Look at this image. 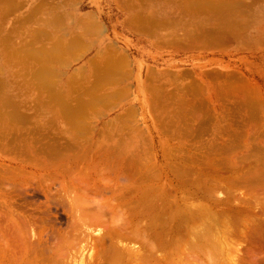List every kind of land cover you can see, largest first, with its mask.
<instances>
[{"label":"rangeland","instance_id":"374dc122","mask_svg":"<svg viewBox=\"0 0 264 264\" xmlns=\"http://www.w3.org/2000/svg\"><path fill=\"white\" fill-rule=\"evenodd\" d=\"M2 1L0 2V78H2L0 88L4 86L5 89L4 91L1 90L3 87L0 89V95H3L0 99L5 101L4 103L7 102L6 100L10 102L3 105L0 100V109H2L0 127H19L22 134L18 129L17 133L14 132V135H11L12 139L6 138L5 135L3 139L1 134L5 131L0 129L2 148H7V142L10 147L14 145L20 147L15 146L19 153L16 150L12 153L13 155L9 153V149L0 152V167L10 166L13 170L19 169L24 171L25 176L20 174L21 172H16V177L12 178V182L22 191L10 183H7L9 186L5 183L0 185V210L16 209L25 215L21 216L23 220L15 213L5 217L4 226L1 224L3 223L1 218L0 228L9 227L15 230L18 227L23 234L26 231L24 229L28 230L27 238H25L27 241L24 239L27 247L31 244L27 248L30 250L27 261H33L34 257L40 261L44 258V264H46V256L52 253L51 248L55 249L61 242L59 235L62 237L63 231L69 230L75 214L72 208L74 203L70 202L71 198L72 202L75 199L73 196L75 189L70 188L69 180L70 182H75L77 178V182L83 180L86 176L85 172L91 171V165L94 167L99 163L98 169L101 168V171L94 167L95 173L99 172L98 175L92 171L89 175L87 172L90 177L88 178L90 185L89 181L87 185L93 191L92 194L90 191V197L99 201L110 200L115 204L114 206L112 203L115 211L119 208L120 211L106 213L105 218L108 220L104 219L105 226L104 224L92 226L93 228L90 229L96 234L90 233L84 239L81 237L82 241L78 239L79 241L75 243L74 240L71 241L74 243L69 248L71 253L65 252L69 253L68 257L71 255L75 258L74 262L71 256V258L67 257L70 263L72 261L71 264L77 262V264L80 262L97 264L98 260H102L105 256L101 254V250L104 251L107 248L108 254H115L120 252L122 246L121 251L124 255L133 257L140 254L144 257L143 254L152 253L151 255L157 263L160 262L159 264H211L210 262L235 264L236 260L239 261L238 258L244 257L246 252L252 253L250 256L255 258L253 261L255 263L264 261V245H262L264 244V0H226V2L225 0H198L202 2L203 8L197 0H187L191 2V5L188 3L191 10L186 8V0ZM204 3L207 5L205 8ZM224 3L226 6L223 5ZM13 5L17 9L13 8ZM196 9L198 10L193 11ZM133 14H137L136 21L132 19ZM87 16H91V19L87 20ZM140 16L143 19L142 22L145 21L144 19L151 21L155 18V23L162 22V26L158 24L143 28L144 24L138 22ZM89 21L97 23L94 24L96 27ZM90 24L92 26L88 27ZM93 26L101 30L97 28L90 31ZM138 26L141 28L137 29ZM55 46H59L56 56L61 60L59 58V62L53 61L49 64L47 52L49 53ZM108 51H111L113 55H110ZM35 52L39 54L41 52L40 60ZM112 56L117 62L118 59L125 58L123 61L127 64L125 63L124 68L122 66L120 72L123 71V73L119 77L114 74L113 79H104L106 76L101 77L104 75L102 67L107 69L115 63V60L111 59ZM43 58L46 63L41 60ZM92 60L95 61L92 62ZM122 63L120 61L118 65H123ZM40 65L44 66V69H41ZM46 65L50 66V70L54 72L51 79L53 78V84H56L53 85L55 89L52 88L51 79L46 73L44 76L48 79L41 77ZM38 68L42 71L41 73ZM117 68L120 70L121 67ZM36 71L40 74L39 78L33 76ZM38 79L45 84L49 80L45 88L40 86V83H36ZM93 97L96 101L92 104ZM58 100L62 101L63 103H60L64 104V107L66 105L67 109L71 106L75 108V112L80 110L79 114H75L73 109H70L74 113L73 118V113L68 114L67 111L70 110L62 108ZM78 104L82 106L76 111ZM12 105L18 106L16 108L24 117L23 119L15 122L10 120V118L15 120L10 113L14 111ZM84 105L86 106L83 107ZM4 110L7 112L5 113ZM65 111L70 118L63 113ZM7 114L10 117H7ZM75 116H78L80 120L74 121L77 120ZM69 127H73V130L78 127L76 132L81 131L76 135L75 130ZM82 127L83 129L89 127L92 131L95 129L93 132L98 133L99 130L104 132L108 130L111 134V137H108L110 140L102 135L99 136L100 138H97V135L90 140L91 131L90 134L87 132L89 138L86 137L91 142V146L88 140L85 145L86 141L83 139L86 134H81L83 139L80 137ZM64 129L66 133L62 131ZM33 131L38 133L35 135ZM56 132H58L56 135L60 132V137L65 139L70 138V135L80 137L76 142L79 144H76L77 147L85 145L92 148L94 144L96 145L93 149L97 152L93 151V153L97 157L90 156L85 162V166L89 167H83L86 171L75 172L78 170L72 166L70 167L73 169L72 172L71 169H67L69 173L65 170L64 162L60 161V158H57L60 159L57 162L54 160L53 164L50 157L46 159L42 158L41 153L37 154L40 144L35 143V146L33 140L36 138L39 141L40 134L49 136ZM62 132L65 134H61ZM54 134L49 137L50 140H53ZM49 138L41 142L45 148L41 147L43 151L41 149L40 152L44 153L48 145L46 151L49 152L51 144L54 145L53 142L48 141ZM23 140L25 144L27 141L29 143L25 145L27 149L22 148ZM99 142L108 144L104 143L103 146L104 148L108 146V149L110 147L111 155L105 152L109 157H104V153L99 152L104 149L99 148L102 146ZM46 143L49 144L46 145ZM26 151L29 155H26L28 154ZM98 152L100 155L97 154ZM66 153L71 152L67 150ZM22 155L31 157L28 159L33 162L32 165ZM46 155L49 156L48 153ZM129 158H131L130 161H128ZM38 161L43 164L44 170L40 169L41 164L39 166ZM90 162L91 164L88 165ZM128 162L131 164H127ZM122 165H125L127 171ZM63 167L64 171L70 175L63 171ZM2 169L6 171V168ZM25 172H29L28 176ZM42 177L46 179L42 180ZM61 182L64 183L65 188H62ZM10 186L15 188L10 189ZM78 190H75L76 194L77 191L81 192L79 188ZM124 195L126 199L123 198ZM143 204L146 205L144 209ZM140 210H142L141 214H139ZM16 218L20 220L16 221ZM110 219L112 221L116 219V221L112 223ZM22 221L25 226L21 227L19 225H22ZM121 223L127 229H121L119 239L110 238L105 245L97 241L101 235L104 234L103 237H105V234L116 225V231L117 228L123 227L118 225ZM9 224H14L16 227ZM108 224L110 225L107 226ZM135 227L145 233L142 236L145 243L147 240H151L155 245L157 243L156 247L159 250L154 249L156 256L152 251L151 242L150 244L148 241L150 244L147 245L150 246L148 249L143 240L133 235V231L137 230L134 229ZM208 227L211 229L208 230L209 232L206 230ZM122 232L126 235L122 236ZM202 233L206 236H201ZM146 234L151 238L147 239ZM128 235L131 237L129 238ZM123 237L125 238L122 239ZM208 240H211L210 244ZM212 241L217 242L214 244ZM113 244L115 247L119 245L114 252L111 250ZM205 244L209 246L214 244L213 247L217 245L218 247L208 248ZM219 247H221L220 250ZM66 249L65 251H69ZM160 251L163 252L159 254ZM211 252L212 254L215 252V261L212 260L214 255ZM97 253L99 257L102 255V258H99ZM89 255H93L94 258ZM207 255L209 257L212 255L211 259ZM56 256L53 255L54 259ZM62 257L59 256L61 261L67 259ZM59 258H56L57 264ZM208 258L212 261L207 260ZM232 258L235 260L233 261ZM2 259L3 257L0 256V264H4L5 257L3 262ZM52 259L47 264H55L56 260ZM68 259L64 261L65 264L69 263ZM153 262L141 264H153Z\"/></svg>","mask_w":264,"mask_h":264},{"label":"bare ground","instance_id":"6f19581e","mask_svg":"<svg viewBox=\"0 0 264 264\" xmlns=\"http://www.w3.org/2000/svg\"><path fill=\"white\" fill-rule=\"evenodd\" d=\"M2 0H0V2H1ZM8 1V0H7ZM7 1H2V2H7ZM12 1V0H11ZM18 1V0H17ZM198 1V0H197ZM202 1V0H201ZM23 2V1H22ZM21 2V3H22ZM185 2H187L186 3V8L187 9H189V4L191 5V2L190 1H185ZM193 2V1H192ZM211 2V1H210ZM210 2H208V4H210ZM216 2V1H215ZM214 2V3H215ZM220 2V1H219ZM223 2V1H222ZM225 2H226V0H225ZM10 3V2H9ZM189 3V4H188ZM195 3V5L198 3H200L199 1L196 3V2H194ZM193 3V4H194ZM202 3V2H201ZM200 3V5L202 6V8H203V4H201ZM205 3H207L206 1H205ZM204 3V8H205V4ZM218 3V2H217ZM216 3V4H217ZM229 3V2H228ZM192 4V5H193ZM197 4V5H198ZM221 4V3H220ZM2 5V4H1ZM211 5H213V3H211ZM218 5V4H217ZM224 6H226L225 5V3L223 4ZM229 5V4H228ZM3 6V5H2ZM5 6V5H4ZM9 6H11L10 4H9ZM14 6V5H13ZM194 6V5H193ZM193 6H191V8L193 7ZM201 6H197V7H199V8H201ZM207 6V5H206ZM136 7V6H135ZM210 7V6H209ZM212 7V6H211ZM230 7V6H229ZM13 8H16L17 9V7L16 6H14ZM213 8H214V6H213ZM218 8H220L221 9V7H219L218 6ZM226 8V7H225ZM193 9V8H192ZM194 9H195V7H194ZM216 9H217V7H216ZM3 10H4V8H3ZM7 10H8V8H7ZM6 10V11H7ZM189 10H191V9H189ZM198 9H196V10H193V11H197ZM201 10V9H200ZM199 10V11H200ZM205 10V9H204ZM209 10H213V9H209ZM226 10V9H225ZM225 10H224V12H225ZM231 10H233V9H231ZM11 11V10H10ZM227 11H228V9H227ZM5 12V11H4ZM192 12V11H191ZM203 12V11H202ZM206 12V11H205ZM210 12V11H209ZM54 14V13H53ZM52 14V15H53ZM139 15H140V13H139ZM138 15V16H139ZM216 15V14H215ZM54 16V15H53ZM52 16V17H53ZM87 18V20H89V19H91V16H87L86 17ZM85 18V19H86ZM92 18H94L93 16H92ZM137 18V14H133L132 15V19L133 20H135ZM139 18V17H138ZM143 18V17H142ZM151 18V17H150ZM218 18V17H217ZM1 19V18H0ZM56 19H58V18H56ZM55 20V19H54ZM60 20V19H59ZM58 20V21H59ZM73 20V19H72ZM140 21H138V19H137V21L138 22H142V20L143 19H141V16H140V19H139ZM145 21L144 22H142L141 24H144V26H143V28H147V26L149 27V25H153V26H157L158 24H161V26H162V22L161 23H158L157 22V24L155 23V18H154V20H148V21H146V19H144ZM231 20V19H230ZM79 21H82L81 19H79ZM85 21V20H84ZM136 21V20H135ZM48 22V21H47ZM83 22V21H82ZM85 22H87V21H85ZM92 22V23H91ZM89 21V23H91L92 25H94L95 24V22H93V21ZM51 23V22H50ZM49 23V24H50ZM79 23H81V22H79ZM83 24V23H82ZM88 25V27H91L92 25ZM97 24V23H96ZM95 24V25H96ZM141 24H140V26H141ZM145 24H146V26H145ZM154 24H156V25H154ZM53 25V24H52ZM62 25V24H61ZM94 25V26H95ZM139 25V24H138ZM229 25V24H228ZM94 26H93V28H90L91 30L90 31H93V29H97V28H94ZM152 26V28H154ZM50 27V26H49ZM53 27H55V26H53ZM87 27V28H88ZM96 27V26H95ZM159 27V26H158ZM57 28V26L55 27V29ZM141 27H139L138 26V28L137 29H140ZM49 30V29H48ZM58 30H59V28H58ZM88 30V29H87ZM98 30L100 31L101 29H99L98 28ZM145 30V29H144ZM149 30V29H148ZM89 31V32H90ZM97 32V31H96ZM85 33V32H84ZM75 37V36H74ZM223 37L225 38V36L223 35ZM72 40V42H73V40H74V38L73 39H71ZM70 40V41H71ZM220 40H223V39H220ZM69 41V42H70ZM78 42V41H77ZM61 43V42H60ZM59 43V44H60ZM62 43H64V41L62 42ZM76 43V42H75ZM53 44H54V42H53ZM55 44H57L56 43V41H55ZM67 44V43H66ZM71 44H73V43H71ZM77 44V43H76ZM68 45V44H67ZM74 45V44H73ZM63 46V45H62ZM69 46H72V45H69ZM76 46V45H75ZM79 46H80V44H79ZM60 47H61V45H60ZM65 47V46H64ZM67 47V46H66ZM68 48V47H67ZM71 48H73V47H71ZM111 48H112V46H111ZM53 49V48H52ZM51 49V51H49V53L47 52V62L49 63V62H51V63H53V61L54 62H59V58L60 57H57L56 56V52H57V50L59 49V46L57 47V46H55V51H54V49L52 50ZM70 49V48H69ZM68 49V50H69ZM105 49V48H104ZM48 51V50H47ZM51 52V53H50ZM71 52H73V51H71ZM36 53V56H37V54H38V58H39V60H40V58L42 57H40L39 55H42L41 54V52H40V54L39 53H37V52H35ZM42 53H45V51H42ZM108 53H110V55H113V54H111V51L109 52L108 51ZM108 53H106V55H108ZM114 53V52H113ZM71 54V53H70ZM116 54V53H115ZM46 55V54H45ZM45 55H43V57L45 56ZM118 55V54H117ZM56 57H57V60H56ZM62 57V56H61ZM101 57V56H100ZM99 57V58H100ZM44 58H46V57H44ZM44 58L43 59H41V60H43V62L45 61L44 60ZM114 58H116L115 57V55H114ZM113 58V56L111 57V59L113 60L114 59ZM123 58V57H122ZM125 59V58H124ZM123 59V60H124ZM60 60H61V58H60ZM98 60V59H97ZM115 60V59H114ZM123 60H119L118 59V62H117V60H115V63L114 64H111L110 66L111 67H109V68H107L106 69V67H102V69L104 70V72H103V70L101 71V72H103L104 73V75H102L101 77H104V76H106V77H104V79L105 78H112L113 79V77H114V74L117 76V77H119L120 76V74L121 73H123V71L122 72H120L121 70H122V66H123V68L125 67L124 65H125V63L127 64V62H124ZM95 61V60H94ZM93 60H92V62H94ZM120 61H121V63H122V61H123V65H118L119 63H120ZM126 61V60H125ZM99 62V61H98ZM104 62V61H103ZM102 62V63H103ZM116 62H117V64H116ZM44 63H46V62H44ZM44 63H43V65H44ZM41 64V63H40ZM50 64V63H49ZM115 64L116 65H118L119 67H121L120 68V70H119V68H117L116 66H115ZM48 65V64H47ZM46 65V68H45V70L42 72L41 70H39L42 66L40 65V68H38V70H39V73H41L42 72V74L43 75H41V77H43L44 75H45V73H46V75L47 76H49L50 78L49 79H51V77L53 76L52 74L54 73V72H52V69L50 70V66H47ZM94 65V64H93ZM103 65V64H102ZM112 65L114 66V67H112ZM44 67V66H43ZM41 68V69H44V68ZM51 67H52V65H51ZM118 69V70H116V68ZM93 68V67H92ZM99 69V68H98ZM41 71V72H40ZM46 71V72H45ZM96 71H98V70H96ZM117 71V72H116ZM39 73H37V71H36V73H34L33 74V76L34 77H37V78H39L40 76V74ZM98 73V72H97ZM125 73V72H124ZM0 74H1V70H0ZM36 74H38V75H36ZM100 74V73H99ZM52 75V76H51ZM98 75V74H97ZM99 76V75H98ZM93 77H94V75H93ZM116 77V78H117ZM48 79L47 77H43V79ZM97 78V77H96ZM121 78V77H120ZM150 78H151V76H150ZM0 79H2V78H0ZM36 79V78H35ZM41 79V78H40ZM40 79H38L37 80V82L36 83H40V86H44L43 88H45L46 86V84L48 83V81L46 82V84H45V82L44 83H41L40 82ZM43 79H42V82H43ZM103 79V80H104ZM118 79V78H117ZM117 79H115V80H117ZM124 79V78H123ZM119 80V79H118ZM121 81H123L122 79H120ZM3 81V80H2ZM1 81V82H2ZM39 81V82H38ZM52 81V82H51ZM106 81V80H105ZM114 82V81H113ZM118 82H120V81H118ZM50 83L52 84V88L53 89H55V87H53V85H56V84H53V78L50 80ZM95 83V82H94ZM2 84V83H1ZM42 84V85H41ZM44 84V85H43ZM96 84H97V82H96ZM105 84V83H104ZM3 85V84H2ZM102 85V84H101ZM48 86V85H47ZM51 86V85H50ZM95 86V85H94ZM3 87V88H2ZM2 88V89H1ZM1 90H3L4 91V89H5V87L4 86H1ZM52 88H51V90H52ZM94 88V87H93ZM50 89V88H49ZM149 89V88H148ZM191 89V88H190ZM88 90V89H87ZM98 90H99V88H98ZM199 90V89H198ZM94 92V91H93ZM196 92V91H195ZM4 93H6V92H4ZM3 93V94H4ZM92 93V92H91ZM90 93V94H91ZM54 94V93H53ZM7 95V94H6ZM5 95V96H6ZM86 95H88V94H86ZM2 96V97H1ZM90 96V95H89ZM0 97L1 98H3V95L1 94L0 95ZM9 98H11V97H9ZM57 99H59L58 97H56ZM96 99V98H95ZM99 98L97 97V100H98ZM105 99V98H104ZM1 100V99H0ZM52 100V99H51ZM88 100V99H87ZM89 100H90V98H89ZM101 100V99H100ZM2 101V100H1ZM7 102H10V101H8V100H6ZM52 101H54L55 102V100H52ZM57 101V100H56ZM91 101V100H90ZM93 102H92V104L93 103H95V101H94V97H93V100H92ZM102 101V100H101ZM3 102V101H2ZM5 102V101H4ZM3 102V105L4 104H7V102L6 103H4ZM11 102H12V100H11ZM58 102H59V100H58ZM60 102H62V101H60ZM59 102V104H61V106H62V108H64L65 110L67 109V108H65L66 107V105H65V107L62 105V103H60ZM16 103V102H15ZM12 104H14V103H12ZM57 104V103H56ZM58 104V105H59ZM82 104V103H81ZM84 104V103H83ZM86 104V103H85ZM79 105V104H78ZM88 105V104H87ZM13 106V113L12 112H10L12 115H13V119H15V120H12V118H10V120L11 121H19V120H21V119H23L24 117H22V115H21V113L19 112L18 113V109L16 108V106L17 105H12ZM60 106V107H61ZM68 106V105H67ZM82 106V105H81ZM81 106L79 105L78 107H76L77 109H76V111L77 110H79V109H81ZM86 105H84L83 107H85ZM91 106V105H90ZM4 107V109H5V106H3ZM18 107V106H17ZM75 107V106H74ZM82 107V108H83ZM191 107V106H190ZM1 108V107H0ZM68 109L70 110H72L73 108H71V106H70V108L68 107ZM67 109V110H68ZM63 110V109H62ZM67 111V113L69 114H71V113H78L79 111H77V112H75V108L72 110V111ZM0 111H2V109H0ZM5 111V113L7 112L6 110H4ZM64 111V110H63ZM64 114L66 113V111L65 112H63ZM66 113V114H67ZM74 113H73V118H74ZM1 114V113H0ZM4 114V113H3ZM65 114V115H66ZM67 114V115H68ZM79 114V113H78ZM66 115V116H67ZM80 115H81V113H80ZM7 117H10L9 116V114H7ZM68 117L70 118V116L68 115ZM78 116H75V118L77 119V120H74V121H78V120H80L79 118H77ZM73 120V119H72ZM78 123V122H77ZM23 128V127H22ZM69 128H72V130H73V127H69ZM68 128V129H69ZM76 129L78 128V127H75ZM80 128V127H79ZM108 128V127H107ZM0 129L1 130H4L5 132V134L3 133V134H1L2 135V138L4 139L5 137H3V135H5L6 136V138H10L11 137V139H12V137L13 136H11V135H14L13 133L14 132H16L18 129H20L19 131H20V133H21V128H19V127H0ZM36 129V128H35ZM34 129V130H35ZM67 129V128H66ZM76 129H74L75 130V132H76ZM81 129V128H80ZM80 129H78V130H80ZM82 129H83V127H82ZM84 129H85V131L86 130H88V131H84ZM84 129H83V133L81 132L80 133V135L81 134H86V136H84V139H83V136L81 135L80 137L83 139V141L85 140H88V142H89V144H90V146H91V142L89 141V139H86V137H87V132H89L88 134H90L91 133V131L92 130H89L90 128L89 127H87V128H85L84 127ZM40 130H43V129H40ZM70 130V129H69ZM68 130V131H69ZM71 130V131H72ZM73 130V131H74ZM77 130V131H78ZM36 131V130H35ZM62 131H64L65 132V129L64 130H62ZM71 131H69V132H71ZM81 131V130H80ZM80 131H78V132H76V135H78L79 134V132ZM93 131H95V129H93ZM92 131V133L90 134V136L89 137H91L90 138V140H92V139H94L97 135H98V137L97 138H100L99 136H103V137H111V134H109V131L107 130L106 132H104V130L102 131V130H99L100 132L98 133V132H93ZM69 132H67V134H69ZM75 132H74V134H75ZM113 132V131H112ZM111 132V133H112ZM119 132V131H118ZM17 133V132H16ZM29 133H31V131H29ZM28 133V134H29ZM33 133H34V131H33ZM35 133H38V132H35ZM34 133V134H35ZM43 133V132H42ZM58 132H56L55 134L54 133H52V134H54L53 135V140H50V138L49 137H51L52 136V134L51 135H47V134H40V138H39V141H37L38 139H34L33 141H34V145L36 146V144L38 145V144H40V148L37 150V154H42V158H48V157H50L49 159H51L52 160V162L54 161V162H57V161H59L60 159V161H63L64 162V167H65V170H70L71 172H72V168H70V167H75L76 168V170H78V171H75V169H74V171L75 172H80V170H83V171H86L85 169H83V167H86V168H89V167H87V166H85V162H87V160H89V158H90V156H94V158H95V156L97 157V155H95V153L97 152V151H95L93 148H96V145L94 144V146L91 148L90 146H85L88 142L86 141V143H85V145H83V146H79V147H77L79 144L78 143H76L77 142V139L78 138H80V137H76V135H73V137H71V135H70V138L68 137L67 139H65V137L63 136L64 134H63V132L61 133V134H63V135H61V136H63L64 138H62V137H60V132H59V134L58 135H56ZM22 134V133H21ZM24 134V133H23ZM50 134V133H49ZM84 134V135H85ZM36 135V134H35ZM27 136V135H26ZM66 136H68V135H66ZM89 137H87V138H89ZM109 137V138H110ZM118 137V136H117ZM2 138H0V139H2ZM47 138H49L48 139V141H51V142H53V144L54 145H52L51 144V148H49L50 150H48L49 152H47L46 150H47V148L49 147V143H46V145H48L47 146V148L45 149V151H44V153H42V152H40V150L44 147L45 148V146L44 145H42L41 144V142H44L45 140ZM108 138V140H110ZM44 139V140H43ZM81 139V140H82ZM113 139V138H112ZM15 139H13V141H14ZM21 140V139H20ZM20 140L19 141H17L18 143L20 142ZM26 141V140H25ZM35 141H37V142H35ZM78 141H79V139H78ZM103 141V140H102ZM22 142V141H21ZM40 142V143H39ZM95 142H97V141H95ZM108 142V141H107ZM10 143V142H9ZM17 143V144H18ZM27 143H28V141H27ZM27 143L25 144L24 143V140H23V142H22V144H24V146H22V148H24V147H26L25 145H27ZM36 143V144H35ZM99 143H102V146H100L99 148H104V146H103V144L105 143V142H99ZM109 143V142H108ZM13 144H15V142L13 143ZM33 144H31V145H33ZM76 144H78V145H76ZM96 144H98V143H96ZM105 144H107V143H105ZM113 144V143H112ZM124 144V143H123ZM123 144H121V145H123ZM8 145V146H7ZM28 145H29V143H28ZM108 145V144H107ZM4 146V145H3ZM15 146L16 145H14L13 147H10V144H8V142L6 143V147L7 148H2V145H0V152H3L5 149H9L10 151H9V153L10 154H12L13 152H15L16 150H17V152L19 153V151H18V148H15ZM35 146H34V148H35ZM109 146H110V144H109ZM9 147V148H8ZM16 147H19V146H16ZM42 147V148H41ZM98 147V146H97ZM108 146H105V148H107ZM13 148V149H12ZM20 148V147H19ZM105 148L104 149H102L101 151H99V152H103L104 153V157H109L108 156V154H110L111 155V150H109L110 149V147H109V149L107 148V150H105ZM115 148H116V146H115ZM125 148V147H124ZM129 148V147H128ZM25 149V148H24ZM24 149H22V151H24L25 152V150ZM26 149H27V147H26ZM98 149V148H97ZM20 150V149H19ZM30 150V149H29ZM70 151L71 153H66V151ZM113 150V149H112ZM118 150V149H117ZM122 150V149H121ZM127 150V149H126ZM21 151V152H22ZM42 151H43V149H42ZM51 151V152H50ZM93 151H95V153H93ZM8 152V151H7ZM27 152V151H26ZM39 152V153H38ZM97 153V154H99L100 155V153ZM108 153V154H106V153ZM28 153V152H27ZM31 153L33 154V151H31ZM46 153H48V155L49 156H47L46 155ZM54 157V158H56V159H54L50 154ZM117 153V152H116ZM122 153H126L125 151H122ZM7 155H8V153H6ZM35 154H36V152H35ZM120 155H121V153H119ZM4 155V154H3ZM13 155V154H12ZM26 155H29V153L28 154H26ZM26 155H22V156H25L26 158V161L28 162V157L26 156ZM102 155V154H101ZM115 155V154H114ZM119 155V156H120ZM11 156V155H10ZM41 156V155H40ZM123 156V155H122ZM103 157V158H104ZM111 157V156H110ZM113 157V156H112ZM115 157H116V155H115ZM133 157V156H132ZM19 158V157H18ZM22 158V157H21ZM29 158H31V157H29ZM46 158V159H47ZM57 158H60V159H57ZM92 158V157H91ZM99 158V157H98ZM117 158V157H116ZM122 158V157H121ZM139 158V157H138ZM33 159V158H32ZM101 159V158H100ZM103 160V159H102ZM105 160H106V158H105ZM112 160V159H111ZM118 160H119V158H118ZM124 160V159H123ZM128 160V159H127ZM131 160V158H129V160L128 161H130ZM135 160V159H134ZM7 161V160H6ZM5 161V162H6ZM31 160H29V162L28 163H30L31 165H32V163L33 162H30ZM49 161V160H48ZM99 161V160H98ZM117 161V160H116ZM138 162H139V159L137 160ZM136 161V162H137ZM25 162V161H24ZM26 162V163H27ZM38 162H40V161H38ZM51 162V163H52ZM54 162H53V164H54ZM103 162V161H102ZM108 162V161H107ZM126 162V161H125ZM124 162V163H125ZM136 162L134 163V164H136ZM137 162V163H138ZM8 163V162H7ZM25 163V164H26ZM48 163H50V162H48ZM81 163V164H80ZM99 163V162H98ZM109 163V162H108ZM40 164H41V167H40V169H42V170H44V168L42 167V163L40 162L39 163V166H40ZM57 163H55V165H56ZM91 164V162L88 164V165H90ZM100 164V163H99ZM99 164H96L94 167L96 168L97 167V169L96 170H100V169H98V166H99ZM102 164H104V163H102ZM127 164H129V162L127 163ZM130 164H131V162H130ZM129 164V165H130ZM133 164V165H134ZM104 165H107L106 163L104 164ZM103 165V166H104ZM110 165V164H109ZM109 165L107 166V169H108V167H109ZM128 165V166H129ZM132 165V166H133ZM62 164H61V169H62ZM92 166V168H90L91 169V171H92V173L94 172V174L95 175H98L99 174V172L97 171V173L98 174H96L95 173V168L93 167V165H91ZM123 166V165H122ZM125 166V165H124ZM123 166V169L124 170H126L125 168L126 167H124ZM127 166V165H126ZM64 167H63V171H64ZM105 167V166H104ZM104 167H102V168H104ZM115 167H117V166H115ZM2 168H6V171L4 170V169H2ZM106 168V167H105ZM112 168V167H111ZM121 168V167H120ZM9 169H11V170H13V168L12 167H10V166H6V167H4V166H1L0 167V185L1 184H3V183H5V184H7V183H10V184H12V185H15V183H13L12 181H13V179L12 178H14V176L16 177V175L17 174H15L16 172H21L20 174H23L24 175V171H20L19 169H15V170H13V171H15V172H13V171H11V170H9ZM58 169H60V168H58ZM106 169V170H107ZM129 169V168H128ZM45 170H46V168H45ZM67 170V171H68ZM102 170V169H101ZM100 170V171H101ZM67 171L65 172V173H67ZM70 171H68L69 173H70ZM82 171V172H83ZM90 171V172H91ZM127 171V170H126ZM130 171V170H129ZM137 171V170H136ZM74 172V173H75ZM87 172L88 171H86L85 172V178L83 179V180H79L78 182H77V177H75V179H76V181L74 182H70L71 180H69V183H70V188L73 190V188L76 190H78V188L81 190V192H78L77 191V194H76V192H75V190H73L74 191V193L73 194H75V195H73L74 196V200H73V202H72V198H71V203H74V205H72L73 207L72 208H74V210L73 211H75V214H74V216L72 217V221H71V225L69 226L70 228H69V230H67L66 231V229L63 231L64 232V234L62 235V237L59 235V237H60V240H61V242H59V244H58V246H56V248L54 249L53 248V250H52V248H51V251H52V253H53V255L54 256H56V255H58V257L56 256L55 257V259H54V257H53V255H52V253H49L48 254V256H46L47 258H45L46 259V264L47 263H49V261L52 259L51 257H53V261L54 260H56V258H59V256H60V258L63 256L64 258L66 257H68V255L67 254H69V253H65V252H70V247H72V243L74 242L75 243V241H77L78 239L79 240H81L82 238L84 239L86 236H89V234L91 233V234H96L95 232H93L92 231V229H90V228H93L92 226H96V225H102V224H104L106 221H104V219H107V218H105V216H106V213H110V214H112V213H115V212H117V210L118 211H120L119 209H117L116 211H115V208L112 206V201H108L107 199H105V200H107V201H103V200H101V201H99V200H96L95 198L93 199V197H90V191H91V194L93 193V191H92V189H91V187L89 186L90 185V181H89V179L88 178H90V177H88L91 173L90 172H88V174L89 175H87ZM18 173V174H19ZM26 174H27V176H28V174H29V172H25ZM69 173H67V174H69ZM51 175V174H50ZM64 175V174H63ZM70 175V174H69ZM68 175V176H69ZM74 175V174H73ZM72 175V176H73ZM11 176V177H10ZM25 176V175H24ZM30 176V175H29ZM67 176V177H68ZM76 176V175H75ZM80 176V175H79ZM91 176H93V175H91ZM17 177H19V175L17 176ZM81 177V176H80ZM70 178H72V177H70ZM69 178V179H70ZM99 178V177H98ZM43 179H46V178H43L42 177V180ZM49 179V178H48ZM59 179V178H58ZM73 179V178H72ZM80 179V178H79ZM88 179V180H87ZM35 180H36V178H35ZM87 180V181H86ZM89 181V185H87L88 182ZM33 182V181H32ZM36 182V181H35ZM51 182V181H50ZM66 182V181H65ZM98 182V181H97ZM20 183V182H19ZM48 183V182H47ZM52 183V182H51ZM62 183V182H61ZM79 183H81V186H79ZM94 183V182H93ZM30 184H32V183H30ZM64 183H62V188H65V185H63ZM118 184V183H117ZM140 184V183H139ZM8 186H9V184H7ZM17 185V184H16ZM15 185V187H18L17 189H19L20 191H22V189H20L19 188V186H16ZM28 185V184H27ZM33 185V184H32ZM44 185V184H43ZM58 185L60 186V184L58 183ZM94 185V184H93ZM38 186V185H37ZM79 186V187H78ZM90 187L89 189H88V187ZM108 186V185H107ZM140 186V185H139ZM15 187H13V186H10V189H13V188H15ZM85 187H87V188H85ZM137 187V186H136ZM43 188V187H42ZM17 189H15V191H18ZM46 189V188H45ZM26 190V189H25ZM44 190V189H43ZM111 190V189H110ZM119 190V189H118ZM128 190V189H127ZM6 191V190H5ZM95 191V190H94ZM105 191V190H104ZM115 191V190H114ZM113 191V192H114ZM19 192V191H18ZM18 192L16 193V194H18ZM35 192V191H34ZM96 192V191H95ZM124 192H126V191H124ZM35 193H37V192H35ZM41 193V192H40ZM39 193V194H40ZM101 193V192H100ZM117 193V192H116ZM127 193H129V191L127 192ZM141 193V192H140ZM12 194V193H11ZM49 194V193H48ZM123 194V193H122ZM126 194V193H125ZM5 195V194H4ZM20 195V194H19ZM21 195H23V193L21 194ZM128 195V194H127ZM141 195V194H140ZM25 196V195H24ZM123 196V195H122ZM17 197V196H16ZM72 197V196H71ZM119 197V196H118ZM139 197V196H138ZM142 197V196H141ZM22 198V197H21ZM123 198H125V195H124V197ZM123 198L121 199V200H123ZM127 198V197H126ZM125 198V199H126ZM143 198V197H142ZM3 199V198H2ZM29 199V198H28ZM56 199V198H55ZM124 199V200H125ZM140 199V198H139ZM1 200V199H0ZM54 200V199H53ZM68 200V199H67ZM3 202H5L4 200H2ZM22 201V200H21ZM140 201V200H139ZM142 201V200H141ZM143 201H144V199H143ZM146 201V200H145ZM116 202H117V200H116ZM68 203H69V201H68ZM111 203V204H110ZM136 203H138V202H136ZM141 203V202H140ZM114 204V203H113ZM2 205H3V203H2ZM28 205V204H27ZM62 205V204H61ZM60 205V206H61ZM4 206V205H3ZM13 206V205H12ZM31 206V205H30ZM114 206H115V204H114ZM144 206H145V208H146V205L145 204H143L142 205V207H143V209H144ZM13 207H15V206H13ZM18 207V206H17ZM24 207H26V206H24ZM79 207V208H78ZM117 207V206H116ZM139 207V206H138ZM7 208V207H6ZM22 208V207H21ZM68 208V207H67ZM78 208V209H77ZM38 209V208H37ZM134 209V208H133ZM141 209V208H140ZM22 210V209H21ZM24 210L25 211H27L25 208H24ZM71 210V209H70ZM20 210H16V209H6V210H3V211H1L0 210V219L1 218H3L2 220H1V222H3V223H1L2 224V226H4V221H5V217H10L12 214H14L15 213V215H18L19 216V218H21V216H23V215H25V214H21L20 212H19ZM36 211V210H35ZM141 212H139V214H141L142 213V210H140ZM24 212V211H23ZM25 213V212H24ZM29 213V212H28ZM70 213V212H69ZM26 214H27V212H26ZM40 214V213H39ZM45 214V213H44ZM109 214V215H110ZM15 215H14V217H15ZM43 215V214H42ZM118 216H117V218L119 219L120 218V214L118 213L117 214ZM144 215V214H143ZM150 215V214H149ZM213 215V214H212ZM39 216V215H38ZM111 216H113V215H111ZM110 216V217H111ZM32 217V216H31ZM44 217V216H43ZM17 219L16 221H19L20 219ZM115 218V217H114ZM214 218V217H213ZM118 219H117V221H118ZM202 219H203V217H202ZM9 220V219H8ZM21 220H23L22 218H21ZM26 220V219H25ZM108 220V219H107ZM111 220V219H110ZM109 220V221H110ZM112 221V220H111ZM116 221V219H114V221H112V223L113 222H115ZM33 222V221H32ZM40 222V221H39ZM194 222V221H193ZM22 223V225H19V226H25V224H24V222L22 221L21 222ZM20 222H19V224H21ZM27 223V222H26ZM126 223V222H125ZM124 223V224H125ZM138 223V222H137ZM6 224V223H5ZM111 224V223H110ZM110 224H108L107 226H109ZM203 224V223H202ZM215 224V223H214ZM10 226L12 225V224H9ZM31 225V224H30ZM106 224H104L103 226H105ZM118 225H123V223H121V224H118ZM128 225H129V223H128ZM251 225V224H250ZM1 226V225H0ZM14 228L16 227V225H12ZM27 226V225H26ZM91 226V227H90ZM111 226H113L112 224H111ZM114 226H115V224H114ZM125 225H123V227H121V228H117V231H116V228L115 227H117V225L112 229V230H109L108 231V233L107 234H105L106 236L105 237H103L104 236V234H103V236L101 235L99 238H98V242H100V243H102V245L104 244L105 245V243H107L108 242V240L110 241V238H112V239H114V238H118L119 239V237L118 236H120V232L122 231L121 229H127V228H125L124 227ZM186 226V225H185ZM209 226H211V225H209ZM218 226V225H217ZM143 227V226H142ZM201 227V226H200ZM252 227V226H251ZM66 228V227H65ZM102 228V227H101ZM148 228H149V226H148ZM204 228V227H203ZM218 228V227H217ZM253 228V227H252ZM111 229V228H110ZM134 229H137L135 232L133 231V235L135 236V237H138L140 240H143V242H144V239H142V236H143V234H145V233H143V231L141 232L140 230H139V228L138 227H135ZM151 229V228H150ZM150 229H149V232H150ZM197 229V228H196ZM18 230V231H17ZM24 230H26L25 231V233L23 234L22 232H20L19 231V229H18V227H16L15 228V230H12L11 228H9V227H6V228H0V256L1 257H3V259H4V257H5V259H4V264H17V263H19V264H44V258H42L41 260L43 261H40V260H38L36 257H34V258H32V259H34L33 261L31 260V262L28 260L27 261V257H28V253L30 252V250L28 249L27 250V248H29V246L31 245L30 244V242L28 243V244H30V245H28V247H27V244H26V239L25 238H27V234H28V230L27 229H24ZM30 230V229H29ZM94 230V229H93ZM98 230V229H97ZM148 230V229H147ZM207 231L208 230H211V229H209V227H208V229H206ZM215 230V229H214ZM220 230V229H219ZM251 230V229H250ZM32 231H33V229H32ZM152 231V230H151ZM161 231V230H160ZM192 231H194V229L192 230ZM203 231H205V230H203ZM50 232V231H49ZM100 232H101V230H100ZM126 232V231H125ZM156 232V231H155ZM167 233H168V231H166ZM196 232V231H195ZM209 232V231H208ZM215 232V231H214ZM31 234H32V232H30ZM34 233V232H33ZM53 233V232H52ZM194 233V232H193ZM205 233V232H204ZM30 234V235H31ZM49 234V233H48ZM79 234L81 235V236H79ZM97 234H100V233H97ZM123 234H124V232H122V236H123ZM151 234V233H150ZM201 234V233H200ZM213 234V233H212ZM221 234V233H220ZM34 235V234H33ZM32 235V236H33ZM53 235V234H52ZM126 234H124V236H125ZM156 235H158L157 233H156ZM198 235V234H197ZM204 234L202 233V235L201 236H203ZM209 235H210V233H209ZM47 236H50V235H47ZM97 236V235H96ZM129 236V238L131 237V235H128ZM128 236H126V237H128ZM146 237H147V234L145 235ZM149 236V235H148ZM154 236H155V234H154ZM199 236V235H198ZM204 236H206V235H204ZM221 236V235H220ZM34 237V236H33ZM75 237H76V240H75ZM79 237V238H78ZM82 237V238H81ZM133 237V236H132ZM146 237H144V238H146ZM158 237V236H157ZM28 238H29V236H28ZM30 238H31V236H30ZM43 238V237H42ZM109 238V239H108ZM121 238V237H120ZM125 237H123L122 239H124ZM128 238V240H130ZM151 238V236L150 237H147V239H150ZM155 238V237H154ZM153 238V239H154ZM213 238V237H212ZM211 238V239H212ZM216 238H218V237H216ZM26 241H25V240ZM50 239V238H49ZM89 239V238H88ZM132 239V238H131ZM165 239V238H164ZM172 239V238H171ZM51 240V239H50ZM74 240V241H73ZM78 240V241H79ZM115 240V239H114ZM157 240V239H156ZM204 240V239H203ZM207 240V239H206ZM206 240H205V242H206ZM71 241H73L72 243H71ZM82 241V240H81ZM85 241H87L86 239H85ZM95 241V240H94ZM118 241V240H117ZM116 241V242H117ZM148 241L149 240H147L146 242L147 243H145L144 245H146V248H148V249H150V246H147V245H150L151 243H152V245H153V243L154 242H152L151 240L149 241V243H148ZM155 241V240H154ZM181 241V240H180ZM210 241L211 240H208V242H209V244H210ZM97 242V243H98ZM143 242H141V243H143ZM167 242V241H166ZM186 242V241H185ZM189 242V241H188ZM216 242L217 241H215V243L212 241V243H214V244H216ZM61 243V244H60ZM74 243H73V245H74ZM77 243V242H76ZM82 243V242H81ZM111 243V242H110ZM159 243H161L160 241H159ZM187 243V242H186ZM219 243V242H218ZM221 243V242H220ZM114 244H115V242H114ZM114 244H113V249H111L112 250V252H114V250L116 249L117 250V248L116 247H118L119 245H116V247L114 246ZM194 244V243H193ZM193 244H192V246H193ZM197 244V243H196ZM206 244H208V243H206ZM205 244V245H206ZM214 244H212V246L210 245H206V247H211V248H217L218 247V245L217 246H214L213 247V245ZM34 245V244H33ZM77 245V244H76ZM99 245H101V244H99ZM108 245V244H107ZM142 245V244H141ZM151 245V247H152V251H153V253H154V249L156 250V249H158V247H156V245H157V243H156V245H155V243H154V248H153V246ZM223 245V244H222ZM221 245V246H222ZM262 245H264V244H262ZM69 246V247H68ZM81 246V245H80ZM87 246V245H86ZM143 246V245H142ZM198 246V245H197ZM220 246V245H219ZM225 246V245H224ZM94 247V246H93ZM92 247V248H93ZM100 247V246H99ZM110 247V246H109ZM115 247V248H114ZM123 247V246H122ZM122 247H120V252L118 253V252H115V254L113 253H110V254H108L109 253V251L107 250V248H105L104 249V251L105 250H107V252H104V251H102L101 250V254L102 255H105L104 256V258H102V255H100V257H99V255H98V253H97V255H98V257L99 258H102V260H100L99 258H97V260L99 261V263L97 262V264H141V263H143V262H153V261H155L156 262V259L155 258H153V256L151 255L152 253V251L150 252L151 254H149V255H147L148 253V251L146 252L147 254H143V255H145L144 257L142 256H140V254H138V256H135L133 253H131V254H133L134 256L132 257V255H130V256H127V255H124V253H122V251H121V249H123ZM156 247V248H155ZM160 247H162V246H160ZM205 247V246H204ZM205 247V248H206ZM223 247V246H222ZM264 247V246H263ZM65 248H67V249H69V251L67 250V251H65ZM80 248V247H79ZM81 248H83V247H81ZM119 248V247H118ZM188 248V247H187ZM191 248V247H190ZM211 248H210V251H211ZM220 248L221 247H219V250H220ZM223 248H225V247H223ZM223 248H222V250H223ZM228 248V247H227ZM235 248V247H234ZM49 249V248H48ZM63 249H64V251H63ZM73 249V248H72ZM108 249H110V248H108ZM142 249V248H141ZM143 249H144V247H143ZM162 249H163V247H162ZM207 249V248H206ZM37 250V249H36ZM50 250V249H49ZM74 250V249H73ZM85 250V249H84ZM92 250V249H91ZM119 250V249H118ZM159 250V249H158ZM164 250V249H163ZM179 250V249H178ZM195 250V249H194ZM209 250V249H208ZM212 250H214V251H217L216 249H212ZM50 251V252H51ZM124 251V250H123ZM144 251V250H143ZM146 251V250H145ZM92 252V251H91ZM111 252V251H110ZM127 252H128V250H127ZM133 252V251H132ZM142 252V251H141ZM156 252V251H155ZM161 252H163V251H160V253L159 254H161ZM170 252V251H169ZM182 252V251H181ZM207 252H209V251H207ZM219 252V251H218ZM218 252H216L217 254H219ZM55 253V254H54ZM71 253V252H70ZM80 253V252H79ZM210 253V252H209ZM250 253V252H249ZM247 253L246 252V254H244V257H240V258H238L239 259V261L238 260H236V263L238 262V264H249L250 262H252V263H254V264H258V263H262V262H264V261H259V262H253L254 261V257L252 258L250 255L252 254V253ZM66 256H65V255ZM137 254V253H136ZM158 254V255H159ZM172 254V253H171ZM211 254H212V252H211ZM221 254V253H220ZM52 255V256H51ZM95 255V254H94ZM129 255V254H128ZM151 255V256H150ZM154 255H155V253H154ZM205 255V254H204ZM212 255H214V256H212ZM212 255H210V257L212 256L213 257V261H215V259H214V257H216L215 256V252L212 254ZM255 255V254H254ZM253 255V256H254ZM32 256V255H31ZM51 256V257H50ZM71 256V255H70ZM69 256V257H70ZM90 257H92L91 255H89ZM96 256V255H95ZM146 256H148V257H146ZM156 256V255H155ZM154 256V257H155ZM163 256V255H162ZM171 256V255H170ZM237 256V255H236ZM250 256V257H249ZM262 256V255H261ZM30 257V256H29ZM62 257V259H64ZM68 257V258H69ZM72 257V256H71ZM70 257V258H71ZM81 257V256H80ZM82 257H83V255H82ZM88 257V256H87ZM161 257V256H160ZM179 257V256H178ZM193 257V256H192ZM207 257H209V255H207ZM209 257V258H210ZM218 257V256H217ZM221 257V256H220ZM255 257H256V255H255ZM260 257V256H259ZM21 258V259H20ZM60 258L58 259L59 260V262H58V264L61 262V263H64V261L66 260L67 261V259H64V261L62 262L61 260H60ZM92 258H94V257H92ZM96 258V257H95ZM171 258V257H170ZM184 258V257H183ZM190 258V257H189ZM207 259V260H210V259ZM258 258V257H257ZM262 259H263V257H261ZM3 259H2V262H3ZM29 259H31V258H29ZM83 259V258H82ZM155 259V260H154ZM159 259V258H158ZM187 259V258H186ZM13 260H14V263H12L13 262ZM71 260L73 261L74 260V262H75V258H71ZM90 260V259H89ZM88 260V261H89ZM92 260V259H91ZM173 260V259H172ZM175 260V259H174ZM185 260V259H184ZM194 260V259H193ZM197 260V259H196ZM212 260H210V261H212ZM232 260H233V258H232ZM231 260V261H232ZM235 260V259H234ZM233 260V261H234ZM258 260H260V258H258ZM12 261V262H11ZM72 261H71V263H72ZM95 261V260H94ZM160 261V260H159ZM180 261V260H179ZM217 261V260H216ZM255 261H257V259L255 260ZM68 262H69V259H68ZM77 262V261H76ZM83 262H84V260H83ZM86 262V261H85ZM91 262H93V261H91ZM101 262V263H100ZM166 262V261H165ZM224 262V261H223ZM230 262V261H229ZM51 263V262H50ZM55 263V262H54ZM60 263V264H61ZM70 263V262H69ZM68 263V264H69ZM70 263V264H71ZM78 263V262H77ZM76 263V264H77ZM87 263V262H86ZM89 263H90V261H89ZM157 263V262H156ZM160 262H158L157 264H159ZM211 264H216L217 262H210ZM230 263H232V262H230ZM235 263V262H234ZM235 263V264H236ZM251 263V264H252ZM53 264V263H52ZM55 264H57V260H56V263ZM65 264V263H64ZM73 264H75V263H73ZM80 264H83L82 262H80ZM85 264V263H84ZM92 264V263H91ZM145 264V263H144ZM146 264H150V263H146ZM153 264H154V262H153ZM173 264V263H172ZM178 264V263H177ZM264 264V263H263Z\"/></svg>","mask_w":264,"mask_h":264}]
</instances>
